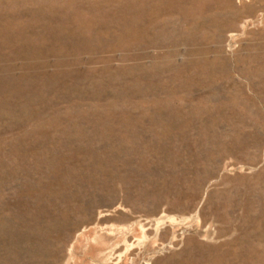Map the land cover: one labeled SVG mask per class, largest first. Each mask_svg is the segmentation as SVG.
Listing matches in <instances>:
<instances>
[{
	"label": "rangeland",
	"instance_id": "374dc122",
	"mask_svg": "<svg viewBox=\"0 0 264 264\" xmlns=\"http://www.w3.org/2000/svg\"><path fill=\"white\" fill-rule=\"evenodd\" d=\"M0 264H264V0H0Z\"/></svg>",
	"mask_w": 264,
	"mask_h": 264
}]
</instances>
